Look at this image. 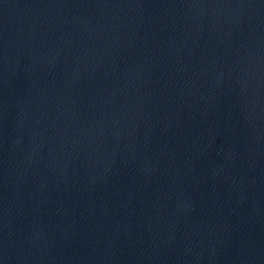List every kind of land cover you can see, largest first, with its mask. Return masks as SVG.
<instances>
[{"label":"water","instance_id":"95a60500","mask_svg":"<svg viewBox=\"0 0 264 264\" xmlns=\"http://www.w3.org/2000/svg\"><path fill=\"white\" fill-rule=\"evenodd\" d=\"M202 126L264 199V0H122Z\"/></svg>","mask_w":264,"mask_h":264}]
</instances>
